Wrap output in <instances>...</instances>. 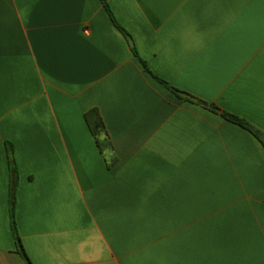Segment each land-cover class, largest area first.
Returning a JSON list of instances; mask_svg holds the SVG:
<instances>
[{"label":"crops","instance_id":"obj_1","mask_svg":"<svg viewBox=\"0 0 264 264\" xmlns=\"http://www.w3.org/2000/svg\"><path fill=\"white\" fill-rule=\"evenodd\" d=\"M105 2L0 0V264H264V0Z\"/></svg>","mask_w":264,"mask_h":264},{"label":"trees","instance_id":"obj_2","mask_svg":"<svg viewBox=\"0 0 264 264\" xmlns=\"http://www.w3.org/2000/svg\"><path fill=\"white\" fill-rule=\"evenodd\" d=\"M100 3L102 4L105 12L107 13L112 25L117 28L118 31H120L125 37L127 36L125 31L117 24V22L115 21L113 15L111 14L105 0H99ZM133 56L137 57L136 51L134 48L131 49ZM139 62L141 63L142 67L146 70L145 64L140 61V59L138 58ZM147 71V70H146ZM159 83L164 84L166 86V84L160 80H157ZM172 93L177 96L180 99L186 100V101H191L189 96H187L185 93L180 92L176 89H173L171 87H168ZM202 106H205L204 103H199ZM214 110H216L214 107H211ZM221 116L223 118H225L227 121L234 123L236 125H239L240 127L249 130L253 136L255 138H257L263 145L264 147V139L262 136H259V134L257 132H254L251 130V128L244 123L242 120H240L239 118L227 114V113H221ZM84 121L87 125V128L89 130V132L91 133V135L94 138L95 144L97 146V148L99 149L100 152H102L103 150H109L111 149V144L107 138V136L105 135L104 132V125L103 122L97 112L96 109H91L88 110L87 112L84 113ZM104 136L103 138H100V136ZM5 148H6V157H7V164H8V168H9V172L11 175V183H10V188H9V199H8V215H9V225H10V229H11V233L13 235V239L15 242V246H16V250L17 253L23 257L25 259V255L23 253L21 244H20V240L17 236L16 233V228H15V220H14V213H15V177H16V169L14 166V161H13V154H12V146L9 143L5 144ZM26 260V259H25ZM27 261V260H26ZM27 264L28 261H27Z\"/></svg>","mask_w":264,"mask_h":264},{"label":"water","instance_id":"obj_3","mask_svg":"<svg viewBox=\"0 0 264 264\" xmlns=\"http://www.w3.org/2000/svg\"><path fill=\"white\" fill-rule=\"evenodd\" d=\"M127 40H128L129 45L132 46V43H131L129 37H127Z\"/></svg>","mask_w":264,"mask_h":264}]
</instances>
